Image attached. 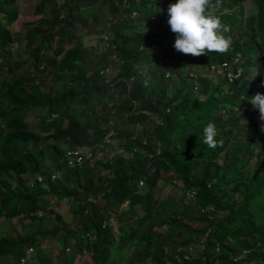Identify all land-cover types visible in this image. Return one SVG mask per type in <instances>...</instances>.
Returning <instances> with one entry per match:
<instances>
[{
	"label": "trees",
	"instance_id": "1",
	"mask_svg": "<svg viewBox=\"0 0 264 264\" xmlns=\"http://www.w3.org/2000/svg\"><path fill=\"white\" fill-rule=\"evenodd\" d=\"M15 1L0 0V218L29 226L0 227V264H55L42 244L49 234L59 264L84 253L82 264H134L125 260L132 246L138 264H264V121L254 117L264 106V0H38L37 11L52 2V16L23 36L10 29ZM84 33L98 35L99 53L84 47ZM17 40L24 58L14 57ZM116 61L108 78L102 70ZM223 61L232 79L216 71ZM23 65L31 70L17 73ZM251 97L260 99L241 123ZM35 107L46 109L40 131L24 119ZM60 142L102 152L69 166ZM28 171L41 179L26 185ZM164 172L181 181L175 198L154 193ZM52 204L67 205L76 225L58 212L50 219Z\"/></svg>",
	"mask_w": 264,
	"mask_h": 264
},
{
	"label": "rangeland",
	"instance_id": "2",
	"mask_svg": "<svg viewBox=\"0 0 264 264\" xmlns=\"http://www.w3.org/2000/svg\"><path fill=\"white\" fill-rule=\"evenodd\" d=\"M38 0H16L15 1V6L17 9V13H18V17L17 19L10 25V29L15 32V34H19L20 36H23L24 33L26 32V28L33 25L34 23H36V19L41 17V16H47V17H51L52 16V2L51 1H46V3L44 4V8L42 11H37L35 4L37 3ZM57 3H61V0H56ZM192 8H196L199 6L198 1L197 0H193L192 1ZM245 6V13L247 14L251 11L252 9V4L249 1H245L244 3ZM179 13L174 12L172 13V18H176V16H178ZM155 21V20H154ZM142 28V27H140ZM147 29L149 30H155V23L152 22L151 24H149L147 27ZM86 32V29L84 27H81L79 29V33H83ZM19 35L16 37H19ZM107 34L104 35V39L106 37ZM109 36V35H108ZM83 40H84V47L87 49H93L96 50L97 53H99L102 48H103V42L98 39V35L94 34V33H84L83 34ZM69 43H66L65 46H67ZM26 46H25V41H18L17 42H13L12 45V50L14 53V57H17L18 55L15 53H18L21 58L26 57L27 53L25 51ZM92 57H94V54H92ZM93 62H90L89 65H91ZM26 66H20L19 68H17V73H21L22 71H30L31 70V65L29 66V68L27 70ZM118 69V63L117 61L115 63H113V65L105 68L104 70V74H106L108 76V78H110L112 76V74H115V72ZM90 72V70H89ZM88 72V73H89ZM216 72V71H215ZM213 72H211L212 74ZM209 74V75H211ZM253 76H255V70L253 67L250 68V73H249V79H252ZM53 77L52 74H49L47 77V80H51ZM212 79L218 81H224V78L221 77L219 74H212L211 75ZM226 81H224V85H227L225 83ZM86 85V84H85ZM223 85V86H224ZM49 86V84H45L44 87L47 89V87ZM121 96L120 91H117L116 97L119 98ZM203 97V96H201ZM260 97H251L250 101H252L251 103H248L245 107L248 108V113H246V115L244 116V118H241L239 120V122L241 123H246L245 122V118L251 116L250 111H252L253 109H255V103H254V99H257ZM91 103L93 105L97 106V101L94 97L91 98ZM97 111H100L99 106H97ZM46 109L45 107H35L34 109H31L29 111H27L24 114V119L27 121L29 128L35 130V131H40V126H41V122H40V116H42L45 113ZM254 117L257 121V123H259V125H261V123L264 121V106L261 105L259 107V109L254 113ZM147 124V122H144L141 124L140 129L144 126V124ZM139 129V131H140ZM138 131V132H139ZM137 132V133H138ZM111 133V131H110ZM119 139L114 136L113 134L110 136V138L108 139V142L113 146V149L120 147L118 146L119 143ZM68 143L66 142H60V146L65 147ZM84 147V146H83ZM85 150H97V151H101V144H97V143H92L89 145H85V147L83 148ZM112 151V150H111ZM49 154H53L52 150L48 151ZM126 154H130L127 152H124ZM255 161L251 162V166L255 167L254 169H256L257 167H259V165H256V163H254ZM37 173L33 172V171H28L25 174L22 175L23 177V182L26 185L30 184V180L36 175ZM62 174V170L59 171L58 175ZM175 176L173 175L172 172H164L162 174V178L160 179V181L158 182L157 186L154 188V193L157 197L160 198H165V197H171V198H175L177 197L182 190V184L181 181L177 178H174ZM141 189L142 190H146L148 189V186L145 184L141 185ZM103 201L102 197H99L96 202L101 203ZM125 205V203L123 204ZM140 212L141 209H139ZM58 212L61 213L63 220L71 227H74L77 223L76 219L78 218V216L73 215L72 212L70 211V208L67 205H62L59 207H56L55 205H49L48 206V212H47V216L50 217V219H52V217L54 216V214ZM41 212H37V214H39ZM40 215V214H39ZM114 221V223H117L116 218L114 217V219L112 220ZM204 223L200 220H196L194 221L193 225H197L198 227L202 226ZM9 225H14L15 228L17 229L18 233H23L24 231H26V226H29V219L25 218V217H17V218H12V219H4L3 217L0 218V227L1 228H5L6 226ZM43 226L49 227L50 226V222L48 220H44L43 221ZM167 231V230H166ZM165 231V233H166ZM164 233V234H165ZM202 239V236L200 237ZM168 236H164V238H162L163 243H164V247L165 248H170L172 245H170L168 243ZM45 248H52V254L54 256V260L53 262L55 264H59V262L61 261L62 258V252L60 251V244H58V242L56 241V239L53 237V235H46L45 238H43V243ZM194 246V245H193ZM196 247L202 248V244L199 243L196 245ZM196 247H193L192 251H195ZM135 250H138V247L136 246H132L128 252L126 253L125 256V260H130L132 259L134 261V264H138L140 263V258L135 257L132 252H135ZM66 251H69L68 249H66ZM61 256V258H60ZM88 256L87 253L84 254H77L76 259L74 260V264H82L83 262L87 261Z\"/></svg>",
	"mask_w": 264,
	"mask_h": 264
},
{
	"label": "built area",
	"instance_id": "3",
	"mask_svg": "<svg viewBox=\"0 0 264 264\" xmlns=\"http://www.w3.org/2000/svg\"><path fill=\"white\" fill-rule=\"evenodd\" d=\"M107 68V67H106ZM212 69H216L215 65H212ZM223 69H227V76L229 79H232L233 77H235L237 74H235L231 69L228 68V63L226 61L221 62V66L216 69V71L220 72L223 71ZM104 70H102V72L104 73ZM110 133V132H109ZM113 131L111 130L112 134ZM92 155V150H85V149H81L80 147H75V146H66L64 147V152H63V160L66 162L67 165H74L76 163L81 162L83 159L85 158H90ZM59 172H56L54 174H52V177H59L60 175L57 176ZM37 176L38 179H41V176L39 175H35ZM33 178L29 181L30 184H32ZM140 184H142V181H140ZM190 194H193V192H191ZM30 249V248H29ZM188 251L192 249L191 246H188ZM184 257H188V253L187 251L183 253ZM25 256H22L20 258V260L23 262L25 260Z\"/></svg>",
	"mask_w": 264,
	"mask_h": 264
}]
</instances>
